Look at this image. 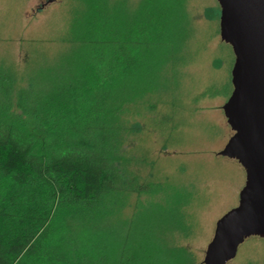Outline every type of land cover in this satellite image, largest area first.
<instances>
[{
  "label": "trees",
  "instance_id": "obj_1",
  "mask_svg": "<svg viewBox=\"0 0 264 264\" xmlns=\"http://www.w3.org/2000/svg\"><path fill=\"white\" fill-rule=\"evenodd\" d=\"M77 4L60 69L23 85L0 68V264H192L171 241L183 198L131 203L161 185L123 151L161 91L162 48L186 39L183 0Z\"/></svg>",
  "mask_w": 264,
  "mask_h": 264
},
{
  "label": "rangeland",
  "instance_id": "obj_2",
  "mask_svg": "<svg viewBox=\"0 0 264 264\" xmlns=\"http://www.w3.org/2000/svg\"><path fill=\"white\" fill-rule=\"evenodd\" d=\"M118 1L134 7L142 0ZM44 2L0 0V68L11 67L23 76V85L28 75L38 79L51 67L61 68L70 52L65 37L82 9L77 0L42 7ZM183 9L186 39L178 41L177 48H162L170 59L161 91L134 115L137 132L123 151L134 158V169L161 185L159 193L135 194L131 203H164L167 193L179 202L183 198L185 224L171 241L188 252L192 264H204L217 220L239 204L246 171L238 160L218 154L234 134L223 105L233 90L235 55L221 39V7L218 0H183ZM176 59L178 65L170 69ZM169 207L162 212L163 225L175 220ZM227 264H264V238L246 239Z\"/></svg>",
  "mask_w": 264,
  "mask_h": 264
},
{
  "label": "water",
  "instance_id": "obj_3",
  "mask_svg": "<svg viewBox=\"0 0 264 264\" xmlns=\"http://www.w3.org/2000/svg\"><path fill=\"white\" fill-rule=\"evenodd\" d=\"M218 2L221 39L235 55L233 90L223 105L234 134L218 154L240 162L246 183L239 204L217 220L204 264H227L246 239L264 238V0Z\"/></svg>",
  "mask_w": 264,
  "mask_h": 264
}]
</instances>
